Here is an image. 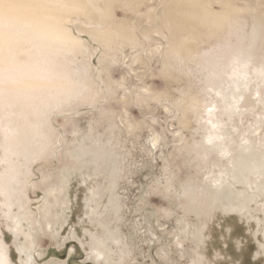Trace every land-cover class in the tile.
<instances>
[{
  "label": "rangeland",
  "instance_id": "obj_1",
  "mask_svg": "<svg viewBox=\"0 0 264 264\" xmlns=\"http://www.w3.org/2000/svg\"><path fill=\"white\" fill-rule=\"evenodd\" d=\"M26 1L46 18L0 11V264H264V0Z\"/></svg>",
  "mask_w": 264,
  "mask_h": 264
},
{
  "label": "bare ground",
  "instance_id": "obj_2",
  "mask_svg": "<svg viewBox=\"0 0 264 264\" xmlns=\"http://www.w3.org/2000/svg\"><path fill=\"white\" fill-rule=\"evenodd\" d=\"M49 1H56L58 2V0H49ZM185 1V0H184ZM204 1V0H203ZM45 2V1H44ZM183 2V1H182ZM191 2V1H190ZM43 3V2H42ZM46 3V2H45ZM45 3L41 4V3H33L31 1H26V0H0V11H2L3 9H11L15 12L18 11V13H23L24 15L30 16L31 19H35L37 18V16H41L43 18H46V15L48 14V8L45 5ZM181 3V2H180ZM187 3H189V1H187ZM186 3V4H187ZM193 3V1H192ZM191 3V4H192ZM199 3V2H198ZM197 3V4H198ZM184 2H183V7H184ZM175 5V4H174ZM180 5V4H178ZM181 5V6H182ZM190 5V3H189ZM201 5V4H200ZM12 6V7H11ZM62 8L63 5H61ZM194 6V5H193ZM198 6V5H197ZM14 7V8H13ZM177 7V5H176ZM188 7V6H187ZM196 8V7H195ZM204 8V7H203ZM184 9V8H183ZM8 12V11H7ZM175 12H179L178 10ZM189 12V11H188ZM180 13V12H179ZM182 14V13H181ZM186 14V13H185ZM194 14V13H193ZM198 16V13H196ZM194 14V15H196ZM22 15V14H21ZM177 16V13H176ZM14 17V16H13ZM182 17V16H181ZM192 17V16H191ZM195 17V16H194ZM15 18V17H14ZM23 18V17H22ZM28 18V17H27ZM29 19V18H28ZM185 19V18H184ZM197 19V17H196ZM40 20V19H39ZM186 20V19H185ZM200 20V19H199ZM202 20V19H201ZM189 21V20H188ZM200 22V21H199ZM193 25V24H192Z\"/></svg>",
  "mask_w": 264,
  "mask_h": 264
}]
</instances>
